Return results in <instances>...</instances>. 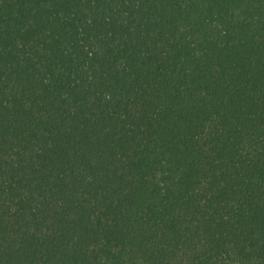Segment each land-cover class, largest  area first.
I'll return each mask as SVG.
<instances>
[{"label": "trees", "instance_id": "obj_1", "mask_svg": "<svg viewBox=\"0 0 264 264\" xmlns=\"http://www.w3.org/2000/svg\"><path fill=\"white\" fill-rule=\"evenodd\" d=\"M0 264H264V0H0Z\"/></svg>", "mask_w": 264, "mask_h": 264}]
</instances>
